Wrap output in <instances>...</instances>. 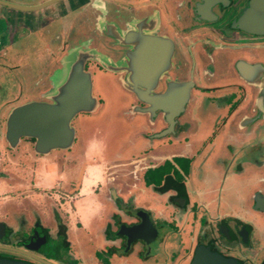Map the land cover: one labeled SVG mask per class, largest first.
<instances>
[{
    "label": "flooded vegetation",
    "instance_id": "af4514ba",
    "mask_svg": "<svg viewBox=\"0 0 264 264\" xmlns=\"http://www.w3.org/2000/svg\"><path fill=\"white\" fill-rule=\"evenodd\" d=\"M138 34L171 44L170 54L168 46L150 51L145 80L129 66ZM79 50L89 52L84 67L92 80L97 71L113 74L130 94L128 110L145 114L144 127L152 128L147 136L166 138L170 152L162 169H148L161 177L151 187L167 194L160 215L134 193L125 198L116 192L104 240L85 252L74 247L69 212L54 186L35 185L29 192L26 184L10 185L27 180L24 155L35 150V139L22 137L28 150L18 152L20 141L13 147L5 136L13 107L48 100L42 93L23 96L25 65L44 64L49 79ZM166 56L156 79L155 63ZM4 77L17 88L11 95L8 87L0 99V260L196 264L201 250L198 264H211L213 254L264 264V209L258 207L264 199V0H0V92ZM135 92H147L151 102L161 97L165 109ZM145 106L152 111H138ZM201 132L207 135L199 138ZM193 175L206 177L208 201L187 194Z\"/></svg>",
    "mask_w": 264,
    "mask_h": 264
},
{
    "label": "crops",
    "instance_id": "0c3cea01",
    "mask_svg": "<svg viewBox=\"0 0 264 264\" xmlns=\"http://www.w3.org/2000/svg\"><path fill=\"white\" fill-rule=\"evenodd\" d=\"M100 106L101 102L91 113L96 112ZM122 111L132 119L141 117L144 121L146 117L143 113L129 111L127 106ZM140 122L141 124L138 126L139 128L136 132L139 142L132 143L133 140H130L131 144L128 146H130L131 151L128 149L127 152L115 153L110 156L104 151L99 154L97 152L90 153L85 145L81 148L76 146V133L75 140L70 147L53 149L48 153H41L43 156H38L36 154L38 152L33 149V151L27 152L28 142H25L24 146L26 150L19 149L18 152L26 151L25 153H27L24 155V158L29 161L28 166L24 169V171H27V180L22 182V184L14 182V184L11 183L10 185L18 187V185L26 184V187L30 188L29 192L34 190L32 188L35 185L46 188L54 186V189L57 190V200L63 201L62 206L64 210L69 212L68 216L71 221L70 224H72L71 231L73 232L74 240H77L74 243V247L85 252L88 248L96 246L100 240H104L103 227L108 216L115 210L116 192L121 193L125 198L134 193L139 204L157 209L154 216L160 215V210L164 207L167 194H159L151 187L161 177L150 173L148 169L157 166L162 169L163 166L161 164H163L164 158L170 153H167L169 146H167L166 138L150 139L147 134L150 133L149 131L152 128L144 127V122ZM206 135L201 132L198 137L204 138ZM22 142L20 141L19 143L21 144ZM175 142V146L179 145L177 141ZM134 144H139L140 146L137 147ZM57 151H61L60 153L64 154L61 155L64 156V160L55 157L56 159L47 161L46 164L50 166L48 167L47 174L50 177L45 182H42L43 170L41 169V164L43 161H46V158L49 160L48 158L53 157ZM64 151L69 153L68 156H65ZM32 160H35V162L33 161L30 166ZM145 175H148L146 177L151 182L149 186H145ZM204 179L206 177L203 175L199 180L195 176L188 180L185 189L192 201H208L210 199V190L204 184ZM109 186L115 188L113 193L109 192ZM10 188L13 189L12 186ZM235 207V210L238 211V207L236 205ZM90 219H93V222L96 221L95 223L97 224L90 227L88 225ZM78 222L83 223L84 227L78 229L76 226ZM88 243L90 247H87Z\"/></svg>",
    "mask_w": 264,
    "mask_h": 264
},
{
    "label": "water",
    "instance_id": "95a60500",
    "mask_svg": "<svg viewBox=\"0 0 264 264\" xmlns=\"http://www.w3.org/2000/svg\"><path fill=\"white\" fill-rule=\"evenodd\" d=\"M138 34L139 41L133 51H128L129 66L134 64V70L139 80H145L149 66L150 51L156 54L159 48L165 46L171 52L170 40L164 37ZM151 40L152 42H149ZM89 52L79 50L74 54L73 61L65 79L59 83L55 92L46 95L48 100H29L11 109L6 121L5 136L11 146H16L22 137L35 139V150L39 153H48L53 149L68 148L75 140V128L72 120L80 112L94 111L99 105V98L93 91V80L89 70L84 67L85 59ZM166 56L161 62L155 63L154 73L156 79L159 77L160 69L167 64ZM136 62L134 63V61ZM128 66V67H129ZM158 76V77H157ZM144 77V78H143ZM141 82V81H140ZM139 83V82H138ZM130 88V86H127ZM139 99L145 103H154L155 107L164 108L162 98L151 102L146 98L147 92H135ZM159 104V105H158ZM136 107V105L134 106ZM154 109V108H153ZM139 112L152 111V107H141ZM260 203H263L262 205ZM258 207L264 209V199H258ZM142 235V234H139ZM143 237V236H140ZM196 255V264L199 253ZM211 264H238L237 261L225 259L213 254ZM0 264H23L20 262H7L0 260ZM195 264V262H194Z\"/></svg>",
    "mask_w": 264,
    "mask_h": 264
},
{
    "label": "rangeland",
    "instance_id": "374dc122",
    "mask_svg": "<svg viewBox=\"0 0 264 264\" xmlns=\"http://www.w3.org/2000/svg\"><path fill=\"white\" fill-rule=\"evenodd\" d=\"M74 53L69 56L71 57L69 60L70 62L74 57ZM41 59H44V54H42ZM58 66H61V64ZM67 66H69L68 62L65 66L55 69L51 77L49 76V79H46L45 76L49 72H47L48 69L45 68L44 64H38L36 62L29 63V65L26 64L23 81H25L26 87L28 89L30 87L31 89L27 90L26 88V92H24V94L23 91L20 92H22L23 96H25L27 99L35 98L40 93H42L40 97H45L47 94L51 93L46 91L53 89V87L55 88V86L59 85V83L65 79L68 70ZM17 71L18 70L15 72L17 73ZM4 81L5 86H2L4 88L3 90L1 87L0 99L5 97V90L8 89V87L10 91L6 93L11 95L14 94L13 91L17 88V83H13L11 78L4 77ZM41 87H43V91L45 92H39ZM93 91L97 96H99L101 106L94 113L80 112L73 118L71 124L75 128L76 146L81 148L85 145L90 153L97 152V154H99L100 152L104 151L108 153V156L114 155L115 153L127 152L128 149L131 151L130 146L128 145L131 144L130 140H133L132 143L139 142V137H136V132L139 128L138 126L141 124L140 121L143 120L141 117L132 119L126 116L122 111L126 106L129 105V92H123L114 75L106 71H97L93 75ZM21 144L20 149L26 150L24 146L25 142H22ZM134 145L137 147L140 146L139 144ZM119 147H121V149H119ZM60 152H55L56 154L53 157L48 158L49 160L46 158V161L42 162V182H45V180H48L50 177V175L47 174V170H49L48 167H50L48 164H46L47 161H51L52 159L54 160L56 158L64 160V156H61L64 154H61ZM64 153L65 156H68L69 154L67 151H64ZM95 222H93V219H90L88 225L92 227L97 224ZM87 247H90L89 243L87 244Z\"/></svg>",
    "mask_w": 264,
    "mask_h": 264
}]
</instances>
